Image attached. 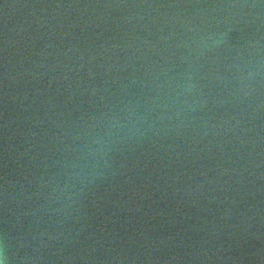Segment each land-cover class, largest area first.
Returning <instances> with one entry per match:
<instances>
[{"label": "water", "instance_id": "water-1", "mask_svg": "<svg viewBox=\"0 0 264 264\" xmlns=\"http://www.w3.org/2000/svg\"><path fill=\"white\" fill-rule=\"evenodd\" d=\"M0 264H264V0H0Z\"/></svg>", "mask_w": 264, "mask_h": 264}]
</instances>
